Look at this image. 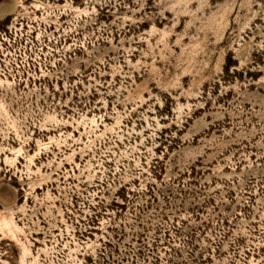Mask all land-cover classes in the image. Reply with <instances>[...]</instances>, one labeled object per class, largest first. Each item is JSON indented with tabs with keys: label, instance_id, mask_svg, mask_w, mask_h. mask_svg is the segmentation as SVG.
<instances>
[{
	"label": "rangeland",
	"instance_id": "1",
	"mask_svg": "<svg viewBox=\"0 0 264 264\" xmlns=\"http://www.w3.org/2000/svg\"><path fill=\"white\" fill-rule=\"evenodd\" d=\"M0 264H264V0H0Z\"/></svg>",
	"mask_w": 264,
	"mask_h": 264
}]
</instances>
